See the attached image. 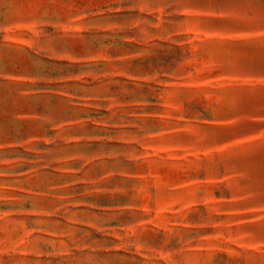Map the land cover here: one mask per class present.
Returning <instances> with one entry per match:
<instances>
[{
  "label": "rangeland",
  "instance_id": "374dc122",
  "mask_svg": "<svg viewBox=\"0 0 264 264\" xmlns=\"http://www.w3.org/2000/svg\"><path fill=\"white\" fill-rule=\"evenodd\" d=\"M0 264H264V0H0Z\"/></svg>",
  "mask_w": 264,
  "mask_h": 264
}]
</instances>
